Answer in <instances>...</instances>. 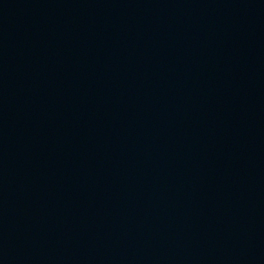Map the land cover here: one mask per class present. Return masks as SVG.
Returning <instances> with one entry per match:
<instances>
[{"label":"water","instance_id":"water-1","mask_svg":"<svg viewBox=\"0 0 264 264\" xmlns=\"http://www.w3.org/2000/svg\"><path fill=\"white\" fill-rule=\"evenodd\" d=\"M0 264H264V0H0Z\"/></svg>","mask_w":264,"mask_h":264}]
</instances>
